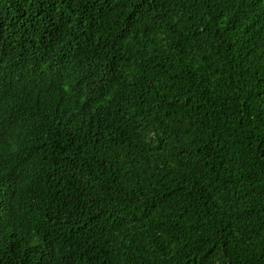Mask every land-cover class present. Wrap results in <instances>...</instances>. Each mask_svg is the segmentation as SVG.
I'll list each match as a JSON object with an SVG mask.
<instances>
[{"label":"trees","instance_id":"1","mask_svg":"<svg viewBox=\"0 0 264 264\" xmlns=\"http://www.w3.org/2000/svg\"><path fill=\"white\" fill-rule=\"evenodd\" d=\"M0 264H264V0H0Z\"/></svg>","mask_w":264,"mask_h":264}]
</instances>
